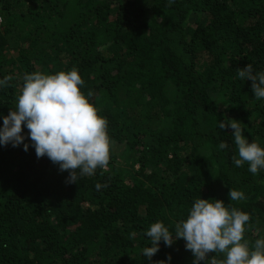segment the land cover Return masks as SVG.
Masks as SVG:
<instances>
[{
  "label": "trees",
  "instance_id": "trees-1",
  "mask_svg": "<svg viewBox=\"0 0 264 264\" xmlns=\"http://www.w3.org/2000/svg\"><path fill=\"white\" fill-rule=\"evenodd\" d=\"M247 64L264 70V0H0V113L25 73L76 68L111 142L108 167L77 183L31 146L0 147V264H192L182 238L140 253L152 223L172 228L199 196L248 213L250 246L264 238V170L236 167L218 127L238 120L264 147Z\"/></svg>",
  "mask_w": 264,
  "mask_h": 264
},
{
  "label": "clouds",
  "instance_id": "clouds-1",
  "mask_svg": "<svg viewBox=\"0 0 264 264\" xmlns=\"http://www.w3.org/2000/svg\"><path fill=\"white\" fill-rule=\"evenodd\" d=\"M244 81H251V92L257 100H264V70L252 64L237 70ZM11 75L0 79V89L9 86ZM84 81L78 69L45 74L39 71L25 73L15 110L5 116L0 113V147L31 146L37 158L47 157L68 171L67 182L77 183L85 176H93L98 168L106 169L110 161L108 121L98 114L90 103V96L81 91ZM219 129L231 128L239 158H233L236 167L248 165V171L258 174L264 170V147L243 134L241 123L235 119L218 121ZM27 129V133L24 132ZM27 141V142H26ZM229 146L219 144L221 150ZM97 190L104 185L96 184ZM231 201L246 199L240 190L230 189ZM250 215L227 206L222 200L196 198L185 218L172 228L163 221L152 223L144 235L150 245L141 249L148 261L160 250V243L171 247L178 239L185 241V249L193 254L192 264H264V238L253 245L245 239ZM215 255L209 258V254ZM155 264H171V256Z\"/></svg>",
  "mask_w": 264,
  "mask_h": 264
}]
</instances>
